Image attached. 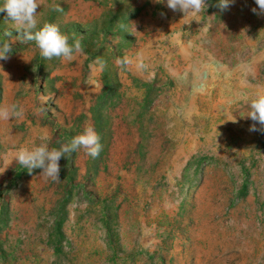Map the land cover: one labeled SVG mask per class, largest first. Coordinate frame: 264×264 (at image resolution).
<instances>
[{
	"label": "rangeland",
	"instance_id": "374dc122",
	"mask_svg": "<svg viewBox=\"0 0 264 264\" xmlns=\"http://www.w3.org/2000/svg\"><path fill=\"white\" fill-rule=\"evenodd\" d=\"M41 2L37 30L54 22L82 51L45 60L0 12L13 48L0 106L24 110L0 120V264H264V131H249L246 103L264 91L255 0L185 17L166 0ZM87 126L99 156L62 157L59 181L14 161Z\"/></svg>",
	"mask_w": 264,
	"mask_h": 264
},
{
	"label": "clouds",
	"instance_id": "9594fccd",
	"mask_svg": "<svg viewBox=\"0 0 264 264\" xmlns=\"http://www.w3.org/2000/svg\"><path fill=\"white\" fill-rule=\"evenodd\" d=\"M155 3H165V0H154ZM235 0H218L217 7L221 11L229 9ZM256 7L251 10L258 16H264V0H255ZM42 6L41 0H4L0 6V12L7 13L12 27L21 32L16 37L23 44L34 42L39 49L40 55L45 60L58 58L66 62H72L82 51L80 39L72 38L62 32L58 24L54 22L45 23L37 30L38 7ZM166 6L173 12H182L185 16L204 12L209 6L207 0H166ZM54 11L62 12L63 8L54 6ZM163 15V14H162ZM0 38V60H8L13 51L11 40L12 33L5 31ZM247 117L253 124L249 131H264V91L257 94L249 101ZM24 110L19 105L0 106V120L19 119ZM235 121V120H233ZM257 124L260 126L257 127ZM42 142L32 148L19 149L14 157L23 169L31 173L34 169H42L41 176L52 181L60 179V160L62 157L69 158L74 152L83 149L92 158L99 156L102 150L100 136L96 130L87 126L80 134L75 135L69 142H59V148L49 147L47 137H41Z\"/></svg>",
	"mask_w": 264,
	"mask_h": 264
}]
</instances>
